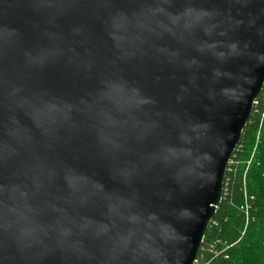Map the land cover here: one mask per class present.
Instances as JSON below:
<instances>
[{
	"label": "water",
	"instance_id": "95a60500",
	"mask_svg": "<svg viewBox=\"0 0 264 264\" xmlns=\"http://www.w3.org/2000/svg\"><path fill=\"white\" fill-rule=\"evenodd\" d=\"M264 90V0H0V264H195Z\"/></svg>",
	"mask_w": 264,
	"mask_h": 264
},
{
	"label": "trees",
	"instance_id": "16d2710c",
	"mask_svg": "<svg viewBox=\"0 0 264 264\" xmlns=\"http://www.w3.org/2000/svg\"><path fill=\"white\" fill-rule=\"evenodd\" d=\"M257 102L236 153L238 166L226 173L227 195L206 232L200 264H264V90Z\"/></svg>",
	"mask_w": 264,
	"mask_h": 264
},
{
	"label": "built area",
	"instance_id": "2783aa9c",
	"mask_svg": "<svg viewBox=\"0 0 264 264\" xmlns=\"http://www.w3.org/2000/svg\"><path fill=\"white\" fill-rule=\"evenodd\" d=\"M256 106H258V102L256 101L255 102V104H254V109H253V112H254V110H255V107ZM239 148H241V146H240V144H239V146L237 147V149H236V151L234 152V154H233V156H232V158H231V160L229 161V164H228V167H227V171H226V173L227 172H232L233 171V166L235 165V163H236V157H237V151H239ZM226 177V176H225ZM224 182H225V180H224ZM227 195V188H225V186H223V198H224V196H226ZM223 198H222V200H223ZM213 222V221H212ZM212 222L210 223V225L212 224ZM209 225V226H210ZM204 242V241H203ZM195 264H200L199 262H198V260L196 261V263ZM205 264H209V263H205Z\"/></svg>",
	"mask_w": 264,
	"mask_h": 264
},
{
	"label": "rangeland",
	"instance_id": "374dc122",
	"mask_svg": "<svg viewBox=\"0 0 264 264\" xmlns=\"http://www.w3.org/2000/svg\"><path fill=\"white\" fill-rule=\"evenodd\" d=\"M240 162V161H239ZM250 162H248V164H249ZM234 166H238V162L237 163H235V165Z\"/></svg>",
	"mask_w": 264,
	"mask_h": 264
}]
</instances>
